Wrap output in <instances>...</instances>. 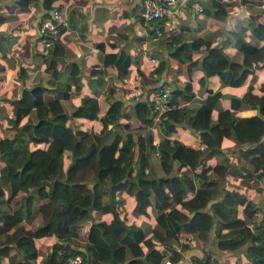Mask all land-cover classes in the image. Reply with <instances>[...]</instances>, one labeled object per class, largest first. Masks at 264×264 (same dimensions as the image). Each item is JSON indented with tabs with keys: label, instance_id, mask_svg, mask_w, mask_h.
<instances>
[{
	"label": "trees",
	"instance_id": "1",
	"mask_svg": "<svg viewBox=\"0 0 264 264\" xmlns=\"http://www.w3.org/2000/svg\"><path fill=\"white\" fill-rule=\"evenodd\" d=\"M30 1L16 0L21 9ZM52 1L42 0L41 5L48 9ZM239 3L260 5L261 0ZM230 4L211 0L212 15L222 19ZM202 10L206 12L207 6ZM240 19L235 18L232 28L236 34L233 46L241 54L239 61L208 38L197 36L187 41L185 29L181 28L167 37L172 47L166 56L158 57L153 72H163L168 64L166 57L170 56L186 62L188 77L194 69H199L203 76L221 71L223 84H242L264 59V21L246 17L243 25ZM249 22H254L249 33L255 42L241 35ZM156 27L163 29L158 22L149 32ZM195 52L199 55L192 58ZM47 54L63 55L64 48L54 42L42 54L44 69L56 76V63L47 59ZM102 64L114 66L124 76L129 61L126 56L105 53ZM67 68L73 86L71 81L67 82L60 90L57 88L58 94L53 98H45V87L36 82L23 87L20 95L9 101L12 125L5 129L14 127L15 132L0 141V264H34L38 250L34 236L40 231L41 248L50 236L54 237L41 264H63L73 255L80 256L79 264H164L165 260L176 263L180 253L172 246L175 235L191 233L204 240L211 228L218 249L241 251L246 264H264V205L256 206L238 187L223 186L232 176L239 178L238 185H251L258 191L256 185L264 178V81L259 84V94L249 87L242 96H230L229 106L217 110L214 119L212 110L219 93L212 91L197 106H179L163 112L158 124L162 136L155 146L147 129L151 124L147 95L169 84L167 81L155 88L142 87L130 108L111 97L100 114L97 94L103 83V70L93 67L88 79L90 93L81 95L79 103L67 113L56 99H69L72 93L67 90L80 86L75 81L77 65L70 62ZM192 95L189 80L183 81L181 87L171 86V102ZM245 105L256 112L249 116L233 112ZM33 108L41 112L35 121L28 116ZM71 116L98 119L101 127L98 131H72L66 124ZM131 118L135 121H129ZM177 127L196 133L204 148L167 137ZM223 137L233 139L236 160L224 155L220 162L208 164V156L222 153ZM152 149L156 151L161 176L150 169ZM64 152L69 153L70 159L65 168ZM239 159L242 162L236 163ZM196 179L201 182L199 186ZM117 190L134 198L133 211L154 220L147 237L143 228L127 223L117 209ZM240 205L244 218L222 208L234 210ZM256 210L258 216L253 214ZM93 212H109L111 216L107 220L96 218ZM78 236L85 239L83 245L72 243L71 239ZM207 260L196 258L193 262Z\"/></svg>",
	"mask_w": 264,
	"mask_h": 264
},
{
	"label": "crops",
	"instance_id": "2",
	"mask_svg": "<svg viewBox=\"0 0 264 264\" xmlns=\"http://www.w3.org/2000/svg\"><path fill=\"white\" fill-rule=\"evenodd\" d=\"M41 1L31 0L25 8L21 9L16 0H0L1 127L12 125V104L9 101L18 97L23 87L38 82L45 87L44 97L53 98L54 94H58L57 88L60 90L62 85L71 81L70 85L73 86L72 81L74 80H72L67 68L70 62H74L78 67L75 81L79 83V89L71 90L72 88H70L67 90L72 93L69 99H56L67 113L72 106L79 103L81 95L90 93L88 81L90 80V70L93 67H102L100 70H103V72L100 71L103 83L98 86L99 92L97 94L100 114L111 97L120 99L124 107L130 108L134 98L129 97L127 92L131 85H136L142 90L143 88H155L163 81H167L171 86L181 87L183 81L189 80L193 95L189 99L179 98L177 103L180 106H197L205 100L209 91L218 92L219 95L213 105L212 119L215 118L217 110L229 106L230 96H242L249 87L253 92L260 93L258 88L259 84L264 81V59L258 65L259 67H254L252 72L247 74L242 84L236 86L223 84L220 79L221 71H217L216 74L211 76H203L199 69H194L188 77L186 62H180L170 56L166 57L168 64L163 72L160 74L153 72L158 57L166 56L168 49L172 47L169 45V38L167 37L179 32L181 28L185 29L187 41L197 36L205 37L212 40V43H218L233 60L239 61L241 59L240 52L236 51L233 46L236 34L233 33V30L226 29L221 32L220 27L224 23V17L221 19L212 15L214 7L210 6L211 0H194L201 5L202 9L207 6L206 12L202 9L195 11L187 7H180L176 13L164 15L162 18L153 20L150 23L143 20L141 15L142 5L139 0H53L48 9L42 7ZM220 1L231 3L226 6L227 13L236 11L239 5H243L246 14L242 17H249L251 20L260 22L264 21V0H261L260 5L241 4L239 0ZM52 8H57L67 21V26L61 29L60 36L56 40L57 44L64 48L63 56L66 60L64 63L55 62V68L59 71L56 76L51 75L49 71L44 69L45 61L42 54L45 53L47 48L42 46L37 30L39 20L47 16ZM242 17H231L229 19L232 28L235 18H241L240 21L243 25L246 23V19ZM158 22L163 28L161 35L157 39H152L155 28L150 32L149 30L152 29L153 24L155 25ZM253 24L254 22L247 23V29L241 34L244 39L251 42H255L249 33ZM105 53H115L119 56L128 57L129 64L126 70L127 73L124 76L120 75L114 66H104L102 64ZM198 55L199 52H195L192 58ZM150 58H153L154 61H151ZM233 112L240 116H249L254 114L256 110L245 105ZM39 115H41V112L36 108L31 109L28 113L33 121ZM129 121L135 120L131 118ZM66 124L72 131L77 129L98 131L101 127L98 119L88 120L72 116L66 119ZM5 127L3 128L5 129ZM149 128L147 127L148 130ZM161 136L162 134L158 137ZM169 136L196 148L198 143L201 142L197 134L187 128L177 127L170 132ZM220 146L222 153L208 156L206 160L208 164L212 165L220 162L224 155H228L231 161L236 160L237 151L232 149L234 141L231 137H223ZM69 160V153L64 152L62 156L63 168ZM241 162V159L236 161V163ZM207 172L209 171L207 170ZM228 180L223 185L224 188L238 187L240 191L246 193L247 197L256 206L264 205V178L259 180L256 185L258 191L251 185L248 187L238 185V177L233 178L231 176ZM195 183L199 186L201 182L196 179ZM115 195L117 209L124 215L126 222L134 223L143 228L147 237L149 235L147 230L154 226V220L144 213L133 211L134 198L131 195L120 190H117ZM222 208L244 218L242 205L234 210ZM93 214L96 218L106 220L111 216L109 212H93ZM253 214L258 216V210ZM175 236L172 246L180 253V259L173 264L194 263L197 262H193L196 258H212L215 264H246L247 260L241 251L231 252L217 248L213 228L208 231L204 240L199 239L194 234L185 232L177 233ZM185 236H187L186 242H184ZM42 238H38V245ZM34 241L36 243L37 239ZM51 241L48 238L47 245L43 248L38 247V249H41L45 254ZM71 241L76 245H83L85 239L78 236L72 238Z\"/></svg>",
	"mask_w": 264,
	"mask_h": 264
},
{
	"label": "built area",
	"instance_id": "3",
	"mask_svg": "<svg viewBox=\"0 0 264 264\" xmlns=\"http://www.w3.org/2000/svg\"><path fill=\"white\" fill-rule=\"evenodd\" d=\"M142 5L141 15L144 22L150 23L153 20L160 19L164 15H172L177 12L178 8L187 7L189 9L200 11L202 9L201 5L194 0H139ZM67 26V21L65 17L57 8H52L47 16L42 17L39 20L37 27L38 34L41 39V44L44 48H50L54 42L60 36L62 28ZM161 35V30L155 28L153 31L152 39H157ZM151 61H154L153 58H150ZM170 89L169 84H165L158 89L151 90L147 99L149 101V110L151 114V124L158 125L160 118L163 112L167 110H173L180 105L175 102L170 101ZM129 97L136 98L141 93L136 85H131V88L128 90ZM149 126V127H150ZM170 134V133H169ZM169 134L167 137L170 138ZM154 145H157L154 143ZM198 149L204 148V143L200 142L197 145ZM156 155V151H154ZM133 162V161H132ZM134 163V162H133ZM132 163V165H133ZM144 171L147 172V168H144ZM187 241V236H185L184 242ZM80 256L73 255L67 257L63 264H79ZM164 264H173L169 260H165ZM192 264H215L212 258H209L205 262H194Z\"/></svg>",
	"mask_w": 264,
	"mask_h": 264
},
{
	"label": "rangeland",
	"instance_id": "4",
	"mask_svg": "<svg viewBox=\"0 0 264 264\" xmlns=\"http://www.w3.org/2000/svg\"><path fill=\"white\" fill-rule=\"evenodd\" d=\"M159 40H161V39H159ZM159 40H158V41H159ZM3 127H5V126H3ZM3 127L0 126V141H1V139H2L4 136H8V137H10L11 134L15 132V128H14V127L7 128V129H4ZM140 131H143V129H141ZM149 131L151 132L152 137H153V139H154V140H152V143L154 144V143H156V141H157L156 138H157L159 135H161L160 128H159L158 125H153V126H150ZM122 133H123V132H122ZM122 133L119 134V137H120V138H121V136L123 135ZM110 135H112V134H110ZM113 138H114V137H112L111 140H112ZM111 140H110V142H111ZM0 150H1V145H0ZM135 154H136V149L134 150V156H135ZM149 160H150V162H151L150 169L152 170L153 174L156 175V176H161V175H163L162 169H161V167H160V165H159V163H158V160H157V155H155L153 149L150 150V152H149ZM173 168H174L175 170L177 169V161H174V162H173ZM129 176H130V177H133L132 172H130V175H129ZM114 196H115V198H116V195H114ZM103 199H105V197H104ZM40 232H41V231H40ZM40 232H38V233L35 234V236H34V240L37 239L36 245H37V247H39V248H41V247L38 246V241H39L38 238L41 237V235H42ZM50 239L53 240L54 237L50 236ZM83 244H84V243H83ZM43 256H44V252H42L41 249H38V250H37L36 258H35V260L33 261V263H34V264H40ZM244 258H245V257H244Z\"/></svg>",
	"mask_w": 264,
	"mask_h": 264
},
{
	"label": "water",
	"instance_id": "5",
	"mask_svg": "<svg viewBox=\"0 0 264 264\" xmlns=\"http://www.w3.org/2000/svg\"><path fill=\"white\" fill-rule=\"evenodd\" d=\"M246 14L244 6L239 5L238 9L236 11H233L231 13H227L224 16V23L221 25L220 30L223 32L224 29L226 30H232V26L229 23V19L231 17H242ZM47 59L53 60L55 62H62L64 63L66 60L63 55H53V54H47L46 55Z\"/></svg>",
	"mask_w": 264,
	"mask_h": 264
}]
</instances>
